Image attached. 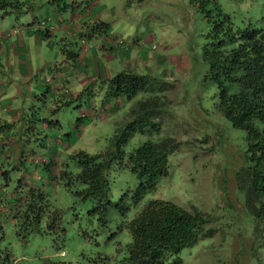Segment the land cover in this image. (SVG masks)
<instances>
[{
  "label": "rangeland",
  "instance_id": "rangeland-1",
  "mask_svg": "<svg viewBox=\"0 0 264 264\" xmlns=\"http://www.w3.org/2000/svg\"><path fill=\"white\" fill-rule=\"evenodd\" d=\"M38 1L32 10L35 16L41 23L55 24L50 0L30 2ZM116 1L112 0V4ZM119 2L113 8L115 12L130 11L131 15L120 18L127 23L119 25L116 31L133 35L138 24L141 30H146V19L150 18L155 24L151 26L154 41H146L142 46L150 48L155 43L156 50L165 53L160 67L171 61L172 65L165 66L169 68L167 78H175L169 91L173 102L160 122V131L151 137L166 138L177 147L169 154L168 173L158 180L155 188L136 203L130 200L128 219L154 197L170 199L188 208L195 205L213 214L206 227L214 230L183 247L178 254L179 262L175 254L168 255L167 264H264V244L257 243L261 241L260 235L254 239L251 234L254 219L235 177V171L246 164L243 131L221 116L215 106L214 85L203 78L207 68L202 53L207 42V20L192 0H144L146 6L142 7L136 6V0ZM220 2L234 21H241L244 16L260 19L264 14V0ZM111 7L108 4V9ZM32 11H0V211L8 213L14 197L20 193L18 189L24 190L28 185L41 187L49 193V209H62L60 224L64 235L56 232V228L18 234L12 218H3L0 212L4 230L1 242L12 255L8 264H93L97 251L110 254L111 264H124L117 248L129 240L130 234L127 228L113 234L120 219L116 211L110 209L108 228L103 227L100 212L93 209L95 202L76 195L81 184L67 185L51 175L67 162L70 168H77L68 156L76 150H103L115 120L122 118L142 93L131 99L118 97L102 103L104 95L97 78L80 90L76 80L86 75L92 64L85 60V65L74 64V57L67 54L78 52L79 48L70 44L75 43L74 39L61 44L56 36H47L36 42L26 32V26L33 25ZM64 14L68 17L69 11ZM5 30L19 33L21 30L24 41L19 49L23 52L21 63L13 53L7 55L3 50L9 44ZM102 60L108 62L106 57ZM18 65L23 66L19 71ZM57 72L72 82L68 91L65 92V83L57 86L51 83ZM147 137L148 134L137 132L126 146ZM109 175L110 196L114 200L126 190L130 193L137 184L135 173L128 168H112ZM20 179L22 187H18Z\"/></svg>",
  "mask_w": 264,
  "mask_h": 264
},
{
  "label": "trees",
  "instance_id": "trees-1",
  "mask_svg": "<svg viewBox=\"0 0 264 264\" xmlns=\"http://www.w3.org/2000/svg\"><path fill=\"white\" fill-rule=\"evenodd\" d=\"M50 1L56 7L66 3L65 0ZM192 1L209 24L207 42L202 47L203 59L207 63L203 78L214 85L215 106L221 116L233 127L243 131L246 164L235 171V177L239 188L244 191L245 204L254 219L251 234L254 239L261 236V241L257 243L262 246L264 14L260 19L253 20L244 16L241 21H234L232 14L222 7L220 0ZM29 7L24 0H0L1 12L15 9L26 11ZM93 25L98 30L104 31L107 28L106 22L101 20L93 22ZM39 31L41 37L50 36L49 27ZM71 53L67 54H77ZM168 69L138 71L122 68L108 77L97 78L101 81L100 89L104 95L102 103L111 102L118 97L131 99L140 92L142 96L129 107L122 118L115 120L113 132L103 150H76L68 156L70 162L77 164V168H70V163L67 162L51 175L52 179L59 178L67 185L80 183L81 186L75 191L76 195L95 202L93 209L100 212L103 227L108 228L107 215L110 209L116 211L120 219L113 234L124 228L130 234L129 240L124 244L119 241L117 248L124 264H167L166 258L170 254H175V259L179 262L181 259L178 254L183 247L194 243L200 235L210 234L214 230L206 227L213 217L212 213L195 205L188 208L162 197L148 199L128 219L130 200L136 203L145 193L155 188L158 180L168 173L169 154L177 147L176 143L166 138L158 137L154 140L151 137L152 133L160 131V122L168 112V105L173 102L169 91L174 86L175 78H167ZM68 90L67 86L65 92ZM137 132L146 136L148 134V137L142 141L134 139L139 142L126 146ZM112 168H128L137 177V184L131 192L126 190L115 200L110 196L109 172ZM21 182L20 179L18 187H22ZM18 190L20 193L14 197L8 213L0 211L3 218H12L11 222L18 234L26 235L56 228V232L64 235V227L60 224L63 221L62 209H49V193L33 185ZM3 234L0 223V264H8L12 255L1 242ZM111 260L110 254L97 251L92 263L111 264Z\"/></svg>",
  "mask_w": 264,
  "mask_h": 264
},
{
  "label": "crops",
  "instance_id": "crops-1",
  "mask_svg": "<svg viewBox=\"0 0 264 264\" xmlns=\"http://www.w3.org/2000/svg\"><path fill=\"white\" fill-rule=\"evenodd\" d=\"M26 1V5L30 6L26 11H32L35 6L38 5L39 1L35 3H31V0ZM66 3L63 5L55 6L52 1L51 7L54 10L55 15V24L47 25L46 23H41L39 19L35 16L32 11L31 21L33 25L30 23L26 26V32L31 33L34 37L35 41L38 42L41 38L39 29L42 27H49L50 36L63 44H67L70 39H74V42H70V44H74L78 49V52L73 59L74 64L78 63L79 65H85V61L90 62L92 64L89 67L86 75L81 76L76 80L77 86L81 89L89 87V83L94 81L95 78H103L108 77L119 69H145L147 71H157L161 70V68H166L167 65H172L171 61H166L165 66H161L162 62L161 58H163L164 52L156 50V47H153L152 43L150 48L143 47L144 42H153L155 34L152 32L151 26L154 27L150 18L146 19V30L140 29V24L135 27L133 35L127 33L126 35L121 31H116L118 26L124 25L127 23L120 19L124 14L131 15L130 11H117L113 8L116 3H121L118 0L115 4H112V0H65ZM114 1V0H113ZM147 0H145L146 2ZM35 2V1H34ZM144 0H136V6L142 7L146 6ZM135 3H132L134 5ZM35 4V5H33ZM108 4L113 5L110 9H108ZM60 11L57 12L56 10ZM69 11L68 17H65V11ZM24 10H12L11 12H23ZM117 16V19H115ZM149 16L153 18L155 15L149 13ZM103 21L106 22L107 28L106 30H98L97 27H92L93 22L95 21ZM123 21V22H122ZM94 26V25H93ZM132 27V25H131ZM32 29V31H31ZM6 38H9V44L3 46V50L6 54H11L18 58L19 63L22 62V54L19 49L24 46L23 36L20 30L16 32L14 30H5ZM3 33V32H2ZM3 41V38L1 39ZM153 40V41H152ZM5 44V43H4ZM95 46L99 49L96 50ZM63 55L65 52L63 49H60ZM168 54V53H167ZM82 59L80 60V58ZM102 57L107 58L108 62L104 63ZM88 59V60H87ZM85 60V61H83ZM113 60V64L111 63ZM8 65L11 66L12 63L8 62ZM159 65V66H158ZM23 66L18 65L17 71ZM144 70V71H145ZM172 70L170 69V72ZM57 74L52 77L51 83L55 86L62 85L65 83V87H70L71 81L68 76ZM62 74V73H61ZM59 76V77H58ZM97 80V79H96ZM48 82V81H47ZM110 102V101H109ZM108 102V103H109Z\"/></svg>",
  "mask_w": 264,
  "mask_h": 264
},
{
  "label": "built area",
  "instance_id": "built-area-1",
  "mask_svg": "<svg viewBox=\"0 0 264 264\" xmlns=\"http://www.w3.org/2000/svg\"><path fill=\"white\" fill-rule=\"evenodd\" d=\"M153 47H156V44H153Z\"/></svg>",
  "mask_w": 264,
  "mask_h": 264
}]
</instances>
